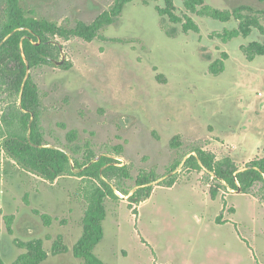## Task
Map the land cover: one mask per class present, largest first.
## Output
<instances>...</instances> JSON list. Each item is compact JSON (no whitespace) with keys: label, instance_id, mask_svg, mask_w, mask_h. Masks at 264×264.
<instances>
[{"label":"rangeland","instance_id":"obj_1","mask_svg":"<svg viewBox=\"0 0 264 264\" xmlns=\"http://www.w3.org/2000/svg\"><path fill=\"white\" fill-rule=\"evenodd\" d=\"M112 2L20 0V5L28 15L72 27L77 21L90 23ZM205 2L217 8L249 5L264 11V0ZM174 4L177 13L184 11L182 0ZM163 5L162 0L127 3L90 42L55 37L61 47L54 48L51 58L64 56L63 64L68 61L71 67L50 61L28 70L38 86V123L44 142L78 159L88 149L98 156H116L121 146L117 159L128 166L131 176L119 182L127 191L135 188L141 170L164 176L194 147L217 159L232 155L238 165L264 155V55L247 61L239 48L263 37L253 30L247 37L222 42L211 33L233 28L237 22L195 14L189 15L199 31L184 34L179 24L159 16L156 6ZM5 11V0H0V26ZM257 16L264 25V13ZM164 28L175 34L168 35ZM217 59L223 60L224 70L212 75L208 66ZM156 73L163 82L155 79ZM17 105V95L0 76V209L14 215L10 235L0 214V256L5 264L24 251L13 238H41L49 253L55 235L67 232L73 238L65 243L72 246L74 235L82 231L86 203L81 195L91 184L69 174L43 179L4 152L3 138L24 132ZM72 129L76 135L71 139ZM175 134L181 142L176 148L169 145ZM176 172L179 183L172 188L154 186L147 199L133 204L135 213L127 207V195L119 191L118 200L105 199L104 236L96 255L105 264H264V204L250 193L223 188L211 199L213 181L205 172L183 170L181 165ZM33 208L53 217L49 227ZM218 216L223 222L216 221ZM70 253L50 256L40 264L82 263Z\"/></svg>","mask_w":264,"mask_h":264},{"label":"trees","instance_id":"obj_2","mask_svg":"<svg viewBox=\"0 0 264 264\" xmlns=\"http://www.w3.org/2000/svg\"><path fill=\"white\" fill-rule=\"evenodd\" d=\"M134 0H113L112 4L99 13L90 23L77 21L72 27H64L45 18L28 15L20 5V0H5L6 18L0 26V76L1 82L8 86L11 93L18 98V116L20 127L24 131L7 134L1 143L4 152L13 158L23 169L46 180L69 174L84 177L90 180L88 190H83L85 209L81 218L82 232L79 239L73 244L71 252L74 257L82 260V264H105L94 252L96 245L102 240L103 220L106 217L105 199L118 200L116 191L127 195V207L134 213L133 204H139L147 199L154 186L171 187L178 180L176 169L181 165L183 170L203 171L211 178L213 185L210 187V198L215 199L219 189L250 193L264 204V155L256 156L243 165H238L230 155L219 159L207 150L194 147L183 161L175 162L167 169L164 176H159L154 170H141L135 177V188L127 191L120 186V179L130 178L129 168L117 158L120 157L122 147L116 148L117 155L100 154L87 150L81 159L73 158L61 147L47 145L38 123L37 108L39 106V91L37 84L28 73L30 68L49 63L54 48L60 50L55 37L69 40L79 37L90 42L99 36L100 30L112 24L122 13L124 6ZM148 3L151 0H140ZM159 1V0H154ZM162 7L156 6V11L161 17H166L171 23L179 24L181 32H198L199 27L189 14L207 17L221 22L235 20L237 25L214 31L211 37H216L222 42L232 38L249 36L253 30L263 37L262 41L253 40L241 44L240 50L247 61L254 60L257 56L264 55V25L259 21L257 11L249 5H239L233 8H217L205 0H182L184 11L177 13L174 0H162ZM263 1V0H259ZM173 36L174 31L165 29ZM227 57L226 53H223ZM69 69L70 62L62 65ZM154 70L157 68L154 67ZM224 70L223 60L217 59L208 66L212 75H218ZM158 82H163L159 73L155 74ZM31 115L33 116L31 120ZM75 130L68 132L69 138H74ZM171 147L181 145L180 135L175 134L169 141ZM258 186L256 191L253 188ZM233 210V209H232ZM32 212L39 216L43 225L49 227L53 217L47 213L33 208ZM0 214L2 211L0 209ZM5 229L8 234L13 233V214H2ZM217 222H223L218 216ZM66 221L63 219L61 223ZM50 239V235H46ZM144 242V240H142ZM16 247L24 251L18 254L11 264H40L48 257L41 238L21 240L13 238ZM69 248L64 243L63 236L57 234L52 240L49 254L57 255L66 253ZM0 264H5L0 256Z\"/></svg>","mask_w":264,"mask_h":264},{"label":"crops","instance_id":"obj_3","mask_svg":"<svg viewBox=\"0 0 264 264\" xmlns=\"http://www.w3.org/2000/svg\"><path fill=\"white\" fill-rule=\"evenodd\" d=\"M231 157H232V159H233V156L231 155ZM234 160V159H233ZM235 161V160H234ZM235 163H237L236 161H235ZM238 164V163H237ZM179 182H176L173 186H175V185H177ZM194 184H196V183H194ZM173 186H171V187H168V188H172ZM156 187H159V186H155V188ZM154 188V189H155ZM153 189V190H154ZM153 192V191H152ZM106 208V207H105ZM106 218V217H105ZM105 220V219H104ZM103 220V221H104ZM46 227V226H45ZM81 228V227H80ZM103 229H104V227H103ZM81 229H80V231L78 232V235H74V239H73V244L79 239V237H80V235H81ZM58 234H61L62 236H63V240H64V243H65V239L66 238H70L71 236L67 233V232H61V233H58ZM57 235V234H56ZM55 235V236H56ZM104 236V235H103ZM71 238H73V237H71ZM102 241V240H101ZM101 241L96 245V247L97 246H99L100 244H101ZM52 243V242H51ZM66 244V243H65ZM73 244H72V246H73ZM67 245V244H66ZM44 246V245H43ZM72 246H68L67 245V247L69 248V251L68 252H66V253H61V254H57V255H50L49 253H48V257L46 258V260H44L43 262H45V261H48L49 259H50V256H54V257H57V256H60V255H68L69 256V252H71V248H72ZM95 247V248H96ZM95 248H94V252H95ZM44 249H45V247H44ZM70 254H72V252L70 253ZM96 254V253H95ZM72 256H73V254H72ZM74 257V256H73ZM99 257V256H98ZM76 258V257H75ZM100 258V257H99ZM79 259V258H78ZM101 259V258H100ZM70 261H72V260H70ZM104 262V261H103ZM42 263V262H41ZM77 264V263H76ZM82 264V263H81Z\"/></svg>","mask_w":264,"mask_h":264},{"label":"water","instance_id":"obj_4","mask_svg":"<svg viewBox=\"0 0 264 264\" xmlns=\"http://www.w3.org/2000/svg\"><path fill=\"white\" fill-rule=\"evenodd\" d=\"M48 59H49V61H51L53 64H55V65H62L63 64V62H64V56L62 57V59L61 60H55V59H53V58H51V57H48ZM29 73V72H28ZM32 118H33V116L31 115V120H32ZM99 158V156H96V158H95V160H97ZM124 163V162H123ZM238 192H239V190H238Z\"/></svg>","mask_w":264,"mask_h":264}]
</instances>
